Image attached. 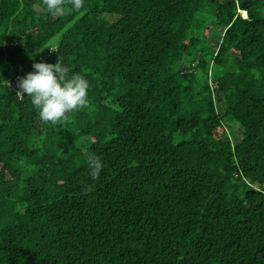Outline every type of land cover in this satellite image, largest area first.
<instances>
[{
	"label": "trees",
	"instance_id": "obj_1",
	"mask_svg": "<svg viewBox=\"0 0 264 264\" xmlns=\"http://www.w3.org/2000/svg\"><path fill=\"white\" fill-rule=\"evenodd\" d=\"M40 4L0 0V264H264V0ZM59 57L91 103L52 125L16 93Z\"/></svg>",
	"mask_w": 264,
	"mask_h": 264
},
{
	"label": "clouds",
	"instance_id": "obj_2",
	"mask_svg": "<svg viewBox=\"0 0 264 264\" xmlns=\"http://www.w3.org/2000/svg\"><path fill=\"white\" fill-rule=\"evenodd\" d=\"M84 5L85 0H41L40 4L55 17L79 11ZM18 89L16 95L21 99L28 97L40 119L52 125L68 122L72 114L89 108L91 103L89 80L60 57L56 63L35 62L33 71L19 78ZM84 157L91 180H99L104 167L99 156L85 153Z\"/></svg>",
	"mask_w": 264,
	"mask_h": 264
},
{
	"label": "rangeland",
	"instance_id": "obj_3",
	"mask_svg": "<svg viewBox=\"0 0 264 264\" xmlns=\"http://www.w3.org/2000/svg\"><path fill=\"white\" fill-rule=\"evenodd\" d=\"M195 28H197V25H196V22H194V25H193V28H192V31L194 30V35L195 34H198V35H201V31H198L196 32ZM218 31H217V30ZM215 30L212 31V33H210L211 35L209 36L210 38V48L212 47H215V42H216V37L218 35V32L220 31V27H217ZM82 143V144H81ZM78 145H80L81 147H85L87 145H89V140L88 139H81L79 142H78Z\"/></svg>",
	"mask_w": 264,
	"mask_h": 264
},
{
	"label": "built area",
	"instance_id": "obj_4",
	"mask_svg": "<svg viewBox=\"0 0 264 264\" xmlns=\"http://www.w3.org/2000/svg\"><path fill=\"white\" fill-rule=\"evenodd\" d=\"M237 12L241 15L240 9H238V7H237Z\"/></svg>",
	"mask_w": 264,
	"mask_h": 264
}]
</instances>
